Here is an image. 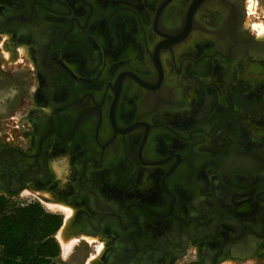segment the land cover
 I'll use <instances>...</instances> for the list:
<instances>
[{"label":"flooded vegetation","instance_id":"1","mask_svg":"<svg viewBox=\"0 0 264 264\" xmlns=\"http://www.w3.org/2000/svg\"><path fill=\"white\" fill-rule=\"evenodd\" d=\"M247 4L0 0V43L35 79L0 129V196L72 208L65 236L92 237L91 264H264V36Z\"/></svg>","mask_w":264,"mask_h":264},{"label":"trees","instance_id":"2","mask_svg":"<svg viewBox=\"0 0 264 264\" xmlns=\"http://www.w3.org/2000/svg\"><path fill=\"white\" fill-rule=\"evenodd\" d=\"M62 216L37 202L0 196V264H62L55 237Z\"/></svg>","mask_w":264,"mask_h":264},{"label":"rangeland","instance_id":"3","mask_svg":"<svg viewBox=\"0 0 264 264\" xmlns=\"http://www.w3.org/2000/svg\"><path fill=\"white\" fill-rule=\"evenodd\" d=\"M251 1H253L252 3L254 7L252 9V12H254L253 14L258 15L260 19H254L252 15L248 19H252V21H258L255 23H264V18L261 17L262 15L264 16V0ZM247 2L249 4L248 0ZM22 52H24L22 51V48H19L18 55V53L10 51L7 47H5L4 42L0 43V129L7 132L14 130L13 126L19 121L18 118L22 119L26 114L28 110V104L30 103V94L35 85L34 77L29 75V66L27 62L22 61ZM26 193H23L22 197L18 196L10 200L17 203H27L28 201L34 200L31 199L30 195H27ZM39 202L45 209H50L53 211L56 210L54 212L59 214L61 212L64 216V213L60 210L58 204L55 203L57 205L55 206L54 203L51 204L52 202L50 201V204H47L48 202H45L44 200L43 202ZM65 223L66 222L64 221V224ZM59 230L60 234L61 232L64 233V225H62ZM72 238L73 245L67 257H64L61 248L59 257L60 262L62 264H91V259L93 258L92 253H94V251L91 249V245L93 244V242H91L92 237H86L87 242L84 240L79 241L80 237L78 236H72L71 239ZM100 250L101 245L98 248L99 252ZM224 264L233 263L225 262Z\"/></svg>","mask_w":264,"mask_h":264},{"label":"bare ground","instance_id":"4","mask_svg":"<svg viewBox=\"0 0 264 264\" xmlns=\"http://www.w3.org/2000/svg\"><path fill=\"white\" fill-rule=\"evenodd\" d=\"M249 1V4H248V7H247V9H248V11L249 12H252V9L254 8L253 7V1H251V0H248ZM255 5V4H254ZM169 15L170 14H167V17L169 18ZM128 17V16H127ZM254 25V28H256V30H257V34H258V36H260V37H263L264 36V23H255V24H253ZM231 32V31H230ZM233 32V31H232ZM234 32H235V30H234ZM236 33V32H235ZM239 33V32H238ZM233 35H234V33H233ZM238 35V34H237ZM235 36H236V34H235ZM240 35H238V37H239ZM243 41V40H242ZM246 41V40H245ZM237 46H239L238 44H237ZM183 47V46H182ZM181 48V47H180ZM184 48V47H183ZM242 48V47H241ZM237 49V48H236ZM242 50V49H241ZM238 51V50H237ZM16 56V55H15ZM201 68V67H200ZM199 68V69H200ZM166 84H167V82H166ZM174 90V89H173ZM175 91V90H174ZM176 93V92H175ZM165 94V93H164ZM171 95V94H170ZM173 95H175V94H173ZM164 96V95H163ZM175 98H176V96H175ZM168 100V99H167ZM167 100H166V102H167ZM164 101V100H163ZM170 102V101H169ZM164 103V102H163ZM165 105V104H164ZM55 168V167H54ZM59 168H60V166H59ZM59 168H56V171L57 172H59V171H61V170H59ZM60 173V172H59ZM47 204H50L49 202L47 203ZM51 204H53V203H51ZM55 206H57L56 204H54ZM53 205V206H54ZM59 207H60V210L64 213V217L65 218H69L70 216H71V214H72V208H70L69 206H66V205H59ZM65 221V220H64ZM56 238H57V240L59 241V243H60V246H61V248H62V254L64 255V257H67L68 255H69V253H70V251H71V248H72V245H73V238L71 239V238H69V239H67L68 237H66L65 236V231H64V233H62L61 232V234H60V230H58L57 232H56ZM91 238V237H90Z\"/></svg>","mask_w":264,"mask_h":264},{"label":"water","instance_id":"5","mask_svg":"<svg viewBox=\"0 0 264 264\" xmlns=\"http://www.w3.org/2000/svg\"><path fill=\"white\" fill-rule=\"evenodd\" d=\"M255 43L257 44V45H259L260 46V48H258L259 50V53H262L263 51L261 50V45H262V41H255ZM121 264H124V263H121Z\"/></svg>","mask_w":264,"mask_h":264},{"label":"built area","instance_id":"6","mask_svg":"<svg viewBox=\"0 0 264 264\" xmlns=\"http://www.w3.org/2000/svg\"><path fill=\"white\" fill-rule=\"evenodd\" d=\"M0 250H1V247H0Z\"/></svg>","mask_w":264,"mask_h":264},{"label":"crops","instance_id":"7","mask_svg":"<svg viewBox=\"0 0 264 264\" xmlns=\"http://www.w3.org/2000/svg\"><path fill=\"white\" fill-rule=\"evenodd\" d=\"M224 264V263H223Z\"/></svg>","mask_w":264,"mask_h":264}]
</instances>
